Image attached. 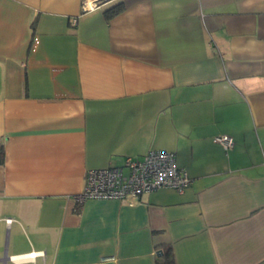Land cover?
<instances>
[{
  "label": "crops",
  "instance_id": "crops-1",
  "mask_svg": "<svg viewBox=\"0 0 264 264\" xmlns=\"http://www.w3.org/2000/svg\"><path fill=\"white\" fill-rule=\"evenodd\" d=\"M0 145V264H264V0H0ZM151 150L185 191L77 200Z\"/></svg>",
  "mask_w": 264,
  "mask_h": 264
},
{
  "label": "built area",
  "instance_id": "built-area-1",
  "mask_svg": "<svg viewBox=\"0 0 264 264\" xmlns=\"http://www.w3.org/2000/svg\"><path fill=\"white\" fill-rule=\"evenodd\" d=\"M87 2H84L85 8ZM89 3L88 7L91 8L92 2ZM214 142L224 149L232 147V141L226 136H217ZM190 184L191 179L176 165L173 153L151 150L141 160L127 158L122 166L88 171L85 174L84 190L77 196V200H134L143 193L161 188L182 193Z\"/></svg>",
  "mask_w": 264,
  "mask_h": 264
},
{
  "label": "trees",
  "instance_id": "trees-1",
  "mask_svg": "<svg viewBox=\"0 0 264 264\" xmlns=\"http://www.w3.org/2000/svg\"><path fill=\"white\" fill-rule=\"evenodd\" d=\"M122 5L121 4H117L112 6L111 8H109L107 10V14L108 17H112L117 15L119 12L122 11ZM2 153H3V148L2 145H0V162L2 161ZM174 263V259H173V253H172V249L170 247L166 248L163 253L162 256L157 260H156V264H173Z\"/></svg>",
  "mask_w": 264,
  "mask_h": 264
}]
</instances>
